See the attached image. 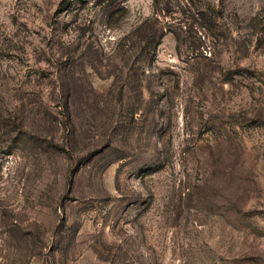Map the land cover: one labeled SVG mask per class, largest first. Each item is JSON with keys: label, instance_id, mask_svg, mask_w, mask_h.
<instances>
[{"label": "rangeland", "instance_id": "rangeland-1", "mask_svg": "<svg viewBox=\"0 0 264 264\" xmlns=\"http://www.w3.org/2000/svg\"><path fill=\"white\" fill-rule=\"evenodd\" d=\"M168 4L0 0V264H264V0Z\"/></svg>", "mask_w": 264, "mask_h": 264}, {"label": "trees", "instance_id": "trees-1", "mask_svg": "<svg viewBox=\"0 0 264 264\" xmlns=\"http://www.w3.org/2000/svg\"><path fill=\"white\" fill-rule=\"evenodd\" d=\"M152 1V7H153V11L156 14L157 11L163 12L166 11L165 9H168L167 6L168 4V0H151ZM165 7V8H163ZM149 21L144 22L143 24H141V26L138 27V32H142L143 33V41L144 42H150L153 40V38L155 37V31L152 30V32H149V27H147ZM149 45V44H148ZM143 51H147L146 47L142 48Z\"/></svg>", "mask_w": 264, "mask_h": 264}]
</instances>
